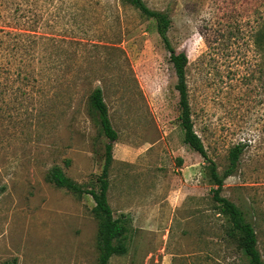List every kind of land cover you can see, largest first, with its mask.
<instances>
[{"label":"rangeland","instance_id":"1","mask_svg":"<svg viewBox=\"0 0 264 264\" xmlns=\"http://www.w3.org/2000/svg\"><path fill=\"white\" fill-rule=\"evenodd\" d=\"M144 1L171 18L169 41L187 57L193 129L219 175L230 148L242 146L221 195L245 211L264 261V74L240 38L252 1ZM6 33L10 47L43 48L28 81L2 44ZM175 84L154 20L129 4L0 0V264L98 263L91 196L48 177L58 166L98 189L110 140L90 105L95 87L116 132L107 200L133 227L127 252L108 264H248L212 199L207 163L183 141Z\"/></svg>","mask_w":264,"mask_h":264},{"label":"trees","instance_id":"2","mask_svg":"<svg viewBox=\"0 0 264 264\" xmlns=\"http://www.w3.org/2000/svg\"><path fill=\"white\" fill-rule=\"evenodd\" d=\"M252 16L251 25L248 29H242L240 38L247 39V43L253 48L256 57L257 72L264 74V0H251ZM119 4H129L139 11V13L147 18H151L155 22L156 32L159 35L164 48L169 53V60L173 65L176 84L175 89L178 92L179 105V121L183 130V141L192 150L197 152L207 163V172L211 182L214 185L212 191V199L216 203L218 213L227 218L230 226L228 229L229 236H238L239 247L243 251L248 260V264H264L261 254L257 247L256 233L252 223L247 219L245 211L226 197L221 195V189L224 179L231 175L237 165L242 146L237 144L228 151V167L223 171L222 175L217 172L216 164L209 158L207 152L196 132L193 129V122L190 112V104L188 101V90L186 83L185 68L187 65V57L183 52H177L171 45L168 38V30L171 25V18L168 13L161 10L151 9L144 0H118ZM247 24V21H246ZM241 24H238L240 27ZM2 40L3 46L10 47L9 39L12 36ZM15 35V34H14ZM13 35V36H14ZM19 35H15L18 37ZM37 38V37H35ZM5 40V41H4ZM39 43V42H38ZM247 44V46H248ZM15 60V71L20 80H27L25 74L28 69L29 62H33L34 56L40 54L39 49H43L37 41H32L28 45L17 41L11 47ZM39 51V52H38ZM26 55L28 57H26ZM19 59V61L17 60ZM43 60H40V62ZM264 76V75H263ZM90 105L97 112L101 126L109 138L110 143L107 146L104 163L100 174L96 177L98 189H86L76 183L61 170L58 166H53L48 174L49 180L57 187L66 188L76 194L87 193L91 196L94 206L92 212L98 219V247L99 256L97 264H108L112 255H122L127 252L128 241L132 235L133 227L128 216L121 214L118 217L113 216L112 209L107 200V190L109 186L108 169L112 161V142L116 139V132L111 126L107 106L103 100L102 90L95 87L90 94ZM1 264H17V259L12 258Z\"/></svg>","mask_w":264,"mask_h":264}]
</instances>
